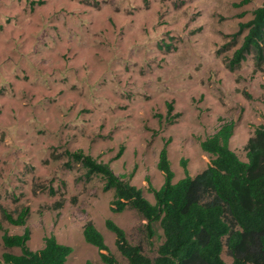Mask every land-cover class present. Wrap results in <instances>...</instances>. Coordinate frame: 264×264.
Returning <instances> with one entry per match:
<instances>
[{
  "label": "rangeland",
  "instance_id": "rangeland-1",
  "mask_svg": "<svg viewBox=\"0 0 264 264\" xmlns=\"http://www.w3.org/2000/svg\"><path fill=\"white\" fill-rule=\"evenodd\" d=\"M263 1L0 0V257L21 253L4 245L5 231L28 228L31 250L54 235L73 248L67 264H105L83 236L92 221L127 264L108 218L155 256L160 226L149 238L134 210L113 212V192L99 175L88 180L69 152L109 163L151 202L149 183L164 182L157 162L165 145L174 182L185 176L183 159L194 176L210 164L200 140L233 121L229 146L246 160L264 125V70L253 54L228 68L245 32L222 48ZM26 207L24 225L3 217ZM222 256L232 261L226 249Z\"/></svg>",
  "mask_w": 264,
  "mask_h": 264
},
{
  "label": "trees",
  "instance_id": "trees-1",
  "mask_svg": "<svg viewBox=\"0 0 264 264\" xmlns=\"http://www.w3.org/2000/svg\"><path fill=\"white\" fill-rule=\"evenodd\" d=\"M244 32L241 45L227 62L228 68L236 70L253 54L258 70H264V1L253 10L250 20L239 23L238 31L222 49L235 47ZM234 128L235 123L228 121L201 139L200 147L209 155L210 164L191 176L183 159L185 176L176 182L165 145L157 162L164 182L160 188L149 183L154 202L144 195L143 189L131 184L129 178L117 175L109 163L82 149L69 152L72 160L86 170L88 180L99 175L104 181L103 190L113 192V212L134 210L146 221L144 227L149 238L157 235L156 224L162 229L163 241L152 257L145 253L142 244L132 243L120 225L106 219L105 225L114 233L115 245L127 264H264V125H258L249 138L246 160L229 146ZM2 214L9 223L24 225L28 208L17 216L5 209ZM83 236L100 250L105 264H121L109 252L104 235L92 221L84 224ZM30 238L28 228L21 234L10 235L5 231L4 245L18 247L21 253L4 252L0 264H67L72 246L49 235L44 238L43 247L34 251L28 246ZM225 249L232 259L230 263L222 256ZM86 264L91 263L86 261Z\"/></svg>",
  "mask_w": 264,
  "mask_h": 264
}]
</instances>
